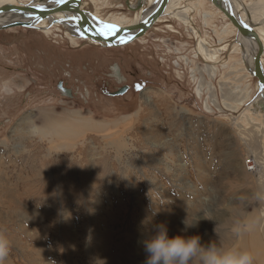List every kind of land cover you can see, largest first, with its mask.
I'll list each match as a JSON object with an SVG mask.
<instances>
[{
    "label": "rangeland",
    "instance_id": "374dc122",
    "mask_svg": "<svg viewBox=\"0 0 264 264\" xmlns=\"http://www.w3.org/2000/svg\"><path fill=\"white\" fill-rule=\"evenodd\" d=\"M244 1L258 19L264 15V0ZM81 9L102 20L133 17L125 0H84ZM189 16L208 51L229 45L215 64L203 59L191 29L170 15L134 43L108 49L79 39L74 47L64 27L48 36L0 30V184L14 197L11 206L0 199V235L11 249L5 264H114L125 256L144 264L143 240L161 223L169 236L199 234L202 244L223 247L251 227L264 234V113H252L258 81L245 71L236 33L220 35L226 25L219 15L208 26L200 13ZM115 64L127 79L122 84L142 88L109 96L121 85L109 71ZM61 82L73 98L59 92ZM48 115L85 120L91 129L74 139L44 136L35 129ZM252 156L261 175L247 170ZM22 159H32L39 172L27 179L32 184L24 185ZM74 162L77 174L88 171L87 186L60 168ZM32 185L45 192L23 201L21 187ZM186 217L198 227L182 231ZM83 249L91 252L85 260Z\"/></svg>",
    "mask_w": 264,
    "mask_h": 264
},
{
    "label": "bare ground",
    "instance_id": "6f19581e",
    "mask_svg": "<svg viewBox=\"0 0 264 264\" xmlns=\"http://www.w3.org/2000/svg\"><path fill=\"white\" fill-rule=\"evenodd\" d=\"M63 1H66V0H33L30 4L23 5V4L19 3V0H0V9L6 8L3 12L0 13V27H4V26H6L8 24H12V23H25V24L32 23L33 26L31 27V29H40V31H42L43 34H45L46 36L50 35L53 32V28L55 30L59 31V30H61L59 27H64L65 29H67L68 41L74 47L79 45L78 39L79 40H85L88 43H90L91 45H95V46L101 45L103 47H106V46L110 47V45H108L106 43L96 42L91 38H84L83 33H82V29H80V27H79V22H81L83 19L77 13L60 12V13H56L52 16H49L47 18H36L33 14H31V12H24V11H20V10H16V9H8L9 6H11V7H20V8L31 7V8L37 9V10H41V11H48V10L55 9ZM83 1L84 0H72L71 4L72 5H79L81 7ZM130 1H131V9L136 8L138 0H130ZM99 2L108 3V0H92L93 5H98ZM229 2L233 7V11H234L235 15L240 17L247 25L252 27L258 33L262 42L264 43V29H263L264 28V15L263 16L261 15V18L258 19L257 15L254 11V7H251L244 0H228V3ZM203 3H208V5L210 6V8L212 10H206L204 6H203V10H201ZM160 4H161V0H143L142 8H140L137 11H132V13H133L132 18H129L126 15L117 14V15H114V18L111 15L108 18V20H102L99 17H97V15H95V16L92 15L95 13L90 14V18H91L92 23H93V28L97 33H99L101 36H103L105 38L113 39L116 36L115 34H117V32H118L117 31L118 27L135 26L136 24H139V23L143 22L144 20H147L148 18H150L151 16H153L154 14L157 13ZM118 7L122 8L123 5L120 4ZM189 12L200 13L201 19L206 24L205 26L209 25L211 18H212V15H219L223 19V21H225V25H226L225 29L222 30V33L220 35L230 34V33L235 34L236 33L235 35H237V40H236L235 45H234L236 48V51L240 52L243 55V64L245 66V71H249L250 75L252 77H254L253 76L254 57L258 51L257 43L255 41H252L250 39H247V38L241 36L238 33V30L232 24V22L221 12V10H219L215 7V5L211 2V0H170L164 15H170L173 19L178 20L180 23H182L183 25H185L189 28L188 31H190V29H191L193 34H195V36H197V38L200 39L199 49L201 52V56L208 63L215 64L218 61L220 52L221 51L222 52L227 51L229 45L226 44V45L222 46L221 48L216 49L214 51V53H211V51H208L203 46L205 41L201 37V34L199 33L198 29L196 27H194V24L192 23V18L189 16ZM163 16L160 17L158 19V21H156V23L162 22ZM106 26H108V27H106ZM83 29L87 34L92 36L93 32L87 23H84ZM167 29H169L170 32H176V31H174V28L171 25H169L167 27ZM137 32H138V29H132L131 31H129L123 35V40L130 39ZM262 66L264 68V56L262 57ZM205 71L208 73V70H205ZM116 78L118 79L119 82H122L125 80V76L121 73V71L119 72L118 68L116 69ZM200 88H202V85H201V87H198V89H197L199 95H201L200 91H202ZM257 89L259 91V95L255 99V101H253V104H252V106H254L252 108L253 109L252 113L256 114V115H258L260 113H264V99H262V97L260 95L261 89L263 90V93H264V87L262 88L259 81H258ZM199 98H201V97H199ZM207 107H208V105H207ZM65 117H66V119H65ZM65 117H64V119L63 118L58 119V118H56V116L52 117L51 115L50 116L48 115L44 118L45 121H44L43 125L40 126L42 129L40 130V129L36 128L35 131L37 130V132L42 133L44 136L50 135L52 137L55 136V137H59V138L60 137L64 138V136H66L70 139H74L76 136L80 135V132L91 129L90 128L91 125H88L87 123H85L86 122L85 120H84L85 122L84 121L82 122L81 120H76V119L71 120L70 116H68V115H66ZM61 122H65V124H62ZM253 123H255V122H253ZM73 127H75V129ZM38 153L40 154L41 151ZM252 158H253V156H252ZM25 159H26V157H25ZM22 161H24V162L26 161V163H23L22 167H21V165H19L18 170L21 173L20 175H24L26 178L24 185L32 184L34 182H32L31 180H27V179L32 178V176H35L36 174H39V172L37 173V168L35 166V163L32 162V159H27V160L22 159ZM67 162H69V161H67ZM254 163H255V165L253 166L252 172L253 173L255 172V173H258L261 175L262 174L261 173L262 172L261 167H258L255 159H254ZM42 164H43V162H42ZM64 164H65V166L60 165V168H63L64 170L66 169L67 173L72 177V180L79 181L80 183H82V185L87 186V183L89 182L88 181V171L84 170L83 172H80L77 174V172H76V169H78L76 167V165H78L77 162H74V164L73 163H71V164L64 163ZM68 165L69 166L72 165V166L69 167ZM249 166H251V165H249ZM68 170H70V171L73 170V172H68ZM60 177H62L61 174H60ZM63 178H64L63 180H65V182L68 180L67 179L68 176H66V175L63 176ZM70 180H71V178L69 179V181ZM44 183L45 182H43V184ZM61 184H62V182H61ZM1 186L2 185L0 184V199L5 198V200L7 202L6 203L4 202V203L6 205H10V206L13 205L14 204V197L10 193L9 189L8 188L5 189ZM32 186H34V185H32ZM52 190H50V191H52ZM62 190H63V188H62ZM80 191H82V190L80 189ZM42 192H45V191H41L40 189H36L35 186H34V188L30 186L27 188L21 187V189H20V194H21L23 201H25V199H27L31 196L35 197L36 199H39V193L42 194ZM55 193H57V192H55ZM50 196H51V194H50ZM60 197H61V195H60ZM77 197H78V195H77ZM41 199L43 200V198H41ZM62 199H63V197H62ZM74 199H75V197H74ZM40 208H41V206H40ZM11 212L15 215L18 214V212H15V211H11ZM36 213H38V212H36ZM27 214H29L28 211H27ZM252 222L257 223L256 218L252 219ZM45 223H46V221H45ZM44 227H45V225H44ZM50 230L52 231V228ZM246 231H248L247 232L248 236H243L245 233L243 231L244 233H242L243 235H241V236H243L242 237L243 240H241L240 242L238 240L237 243L235 241L230 240L228 242V244L225 245L224 248L225 249L236 248V249H241V250H247V251L251 252L254 256V264H264V234L261 233L259 226L251 227V230H246ZM116 252H119L118 247L116 249ZM82 254H83L84 260L91 256V252L89 250H86V249H83ZM127 260H129V258L127 256L119 257V258L114 257V264H133L130 261L125 262ZM134 264H137V263H134Z\"/></svg>",
    "mask_w": 264,
    "mask_h": 264
},
{
    "label": "clouds",
    "instance_id": "9594fccd",
    "mask_svg": "<svg viewBox=\"0 0 264 264\" xmlns=\"http://www.w3.org/2000/svg\"><path fill=\"white\" fill-rule=\"evenodd\" d=\"M182 223V231L198 227V220L190 221L188 217ZM143 248L146 253L144 264H254V256L247 250L225 249L215 240L202 244L199 234L169 236L163 223L156 226L153 235L143 240ZM10 251V242L0 235V264H5Z\"/></svg>",
    "mask_w": 264,
    "mask_h": 264
},
{
    "label": "water",
    "instance_id": "95a60500",
    "mask_svg": "<svg viewBox=\"0 0 264 264\" xmlns=\"http://www.w3.org/2000/svg\"><path fill=\"white\" fill-rule=\"evenodd\" d=\"M170 0H161V4L158 8V11L156 14L148 18L147 20H144L143 22L136 24L135 26H129V27H118L117 29V34L113 39L105 38L101 36L99 33H97L94 28H93V23L90 18V13L88 11H85L81 9L79 5H72L71 2L72 0H66L61 2L58 7H56L53 10H48V11H41L37 10L31 7H25V8H20V7H11L9 6L8 9H16L24 12H31L36 18H47L49 16H52L56 13L60 12H74L77 13L78 15L81 16L83 19L81 22H79V27L82 29V33L84 38H91L96 42L100 43H106L110 45L111 47L119 48V47H124L126 45H129L133 43L135 40L140 39L143 37L158 21L160 17H162L165 14L166 8L168 6ZM211 2L215 5V7L221 12L232 22V24L235 26V28L238 30V33L252 41H255L258 45V51L254 57V69H253V76L259 81L261 86H264V68L262 66V57L264 56V43L262 42L260 36L258 33L249 25H247L240 17L236 16L233 7L228 3V0H211ZM125 5L128 9L131 11H137L143 6V0H138L137 2V7L134 9H131V1L130 0H125ZM6 8L0 9V13L3 12ZM84 23H87L88 26L92 30V36L87 34L84 29L83 25ZM33 26L32 23H12L8 24L4 27H0V30H6L9 28H15V27H24V28H31ZM132 29H138V32L131 37L128 40H123V35ZM263 88V87H262ZM63 94L67 97H71V91L70 90H63L61 89ZM260 95L262 99H264V93L263 90L261 89Z\"/></svg>",
    "mask_w": 264,
    "mask_h": 264
},
{
    "label": "flooded vegetation",
    "instance_id": "af4514ba",
    "mask_svg": "<svg viewBox=\"0 0 264 264\" xmlns=\"http://www.w3.org/2000/svg\"><path fill=\"white\" fill-rule=\"evenodd\" d=\"M31 29V28H30ZM40 30V29H39ZM90 44V43H89ZM95 46V45H94ZM76 47H79V45L78 46H76ZM107 47V46H106ZM104 48V47H103ZM104 49H108V48H104ZM84 50L85 49H81L80 51H78V52H80V53H83L84 52ZM90 57H92L93 58V60L95 61L96 59H97V62L98 63H104L105 61H106V59L105 58H103V56H96V55H90ZM119 69V72L121 71V73L123 74V70H122V67H120V65H117V64H115V65H113V66H111L110 67V69H109V71H110V73L112 72V77H113V79H114V81L115 82H119L118 81V79L116 78V69ZM124 75V74H123ZM127 79H126V77H125V80L124 81H126ZM124 81H122V82H124ZM122 82H119L121 85H119V87L117 88V90L115 91V92H110L109 93V96H111V97H121V96H124V95H127L129 92H134V90H137L138 88H142V86H139V85H137V84H135L134 85V87L133 86H131V85H129L128 83H125V84H122ZM57 87H58V90H59V92L62 94V95H64L63 94V92H62V90L61 89H63V90H70L71 91V97H69V98H73L74 96H75V92H74V90H72V89H69V88H66L65 86H64V84L61 82V83H59L58 85H57ZM88 91V90H87ZM87 91H86V93H87ZM85 94V93H84ZM83 94V95H84ZM86 95V94H85ZM85 95H84V97H85ZM65 96V95H64ZM67 97V96H66ZM83 97V96H82ZM87 97H89V99H90V93L88 92V96ZM87 102H89V101H87Z\"/></svg>",
    "mask_w": 264,
    "mask_h": 264
},
{
    "label": "built area",
    "instance_id": "2783aa9c",
    "mask_svg": "<svg viewBox=\"0 0 264 264\" xmlns=\"http://www.w3.org/2000/svg\"><path fill=\"white\" fill-rule=\"evenodd\" d=\"M251 160H248V162L246 163L247 165V170L249 171V172H252L253 171V166L255 165V163H254V159L253 158H250ZM249 165H251V166H249Z\"/></svg>",
    "mask_w": 264,
    "mask_h": 264
},
{
    "label": "snow or ice",
    "instance_id": "6c2138e0",
    "mask_svg": "<svg viewBox=\"0 0 264 264\" xmlns=\"http://www.w3.org/2000/svg\"><path fill=\"white\" fill-rule=\"evenodd\" d=\"M106 27H108V26H106ZM262 87H264V86H262Z\"/></svg>",
    "mask_w": 264,
    "mask_h": 264
}]
</instances>
